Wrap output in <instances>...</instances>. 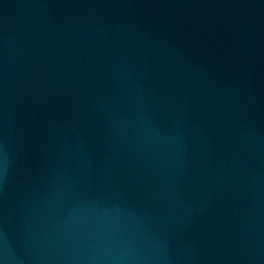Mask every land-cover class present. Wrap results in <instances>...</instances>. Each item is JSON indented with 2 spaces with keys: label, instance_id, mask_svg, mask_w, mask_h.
<instances>
[{
  "label": "water",
  "instance_id": "1",
  "mask_svg": "<svg viewBox=\"0 0 264 264\" xmlns=\"http://www.w3.org/2000/svg\"><path fill=\"white\" fill-rule=\"evenodd\" d=\"M0 264H264V0H0Z\"/></svg>",
  "mask_w": 264,
  "mask_h": 264
}]
</instances>
